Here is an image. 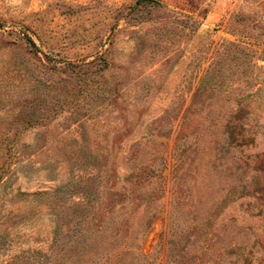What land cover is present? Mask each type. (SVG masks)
Returning <instances> with one entry per match:
<instances>
[{
	"label": "rangeland",
	"instance_id": "rangeland-1",
	"mask_svg": "<svg viewBox=\"0 0 264 264\" xmlns=\"http://www.w3.org/2000/svg\"><path fill=\"white\" fill-rule=\"evenodd\" d=\"M0 264H264V0H0Z\"/></svg>",
	"mask_w": 264,
	"mask_h": 264
}]
</instances>
